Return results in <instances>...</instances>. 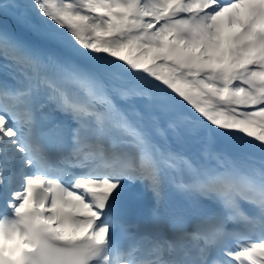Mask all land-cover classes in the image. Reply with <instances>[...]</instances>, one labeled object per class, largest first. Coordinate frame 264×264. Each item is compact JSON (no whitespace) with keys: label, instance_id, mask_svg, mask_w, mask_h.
<instances>
[{"label":"snow or ice","instance_id":"6c2138e0","mask_svg":"<svg viewBox=\"0 0 264 264\" xmlns=\"http://www.w3.org/2000/svg\"><path fill=\"white\" fill-rule=\"evenodd\" d=\"M0 73V264H264V0H0Z\"/></svg>","mask_w":264,"mask_h":264},{"label":"bare ground","instance_id":"6f19581e","mask_svg":"<svg viewBox=\"0 0 264 264\" xmlns=\"http://www.w3.org/2000/svg\"><path fill=\"white\" fill-rule=\"evenodd\" d=\"M197 148H198L197 145H191L187 150L190 152L191 150H197Z\"/></svg>","mask_w":264,"mask_h":264}]
</instances>
